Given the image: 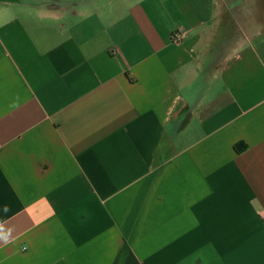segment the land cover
I'll return each mask as SVG.
<instances>
[{
	"label": "crops",
	"instance_id": "1",
	"mask_svg": "<svg viewBox=\"0 0 264 264\" xmlns=\"http://www.w3.org/2000/svg\"><path fill=\"white\" fill-rule=\"evenodd\" d=\"M0 264H264V0H0Z\"/></svg>",
	"mask_w": 264,
	"mask_h": 264
},
{
	"label": "built area",
	"instance_id": "2",
	"mask_svg": "<svg viewBox=\"0 0 264 264\" xmlns=\"http://www.w3.org/2000/svg\"><path fill=\"white\" fill-rule=\"evenodd\" d=\"M184 38V34L181 32H176L174 34V42L175 43H180L182 41V39Z\"/></svg>",
	"mask_w": 264,
	"mask_h": 264
}]
</instances>
